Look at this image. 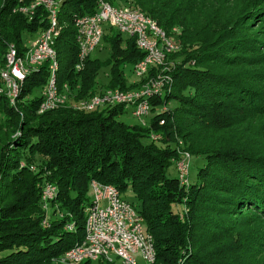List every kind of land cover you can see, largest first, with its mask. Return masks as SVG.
<instances>
[{"label": "trees", "instance_id": "1", "mask_svg": "<svg viewBox=\"0 0 264 264\" xmlns=\"http://www.w3.org/2000/svg\"><path fill=\"white\" fill-rule=\"evenodd\" d=\"M34 1L0 0V67L9 45L22 54L28 40L49 27L43 7L31 18L18 12ZM105 1L139 8L169 36L181 28L183 44L194 50L176 61L177 54L169 57L172 80L163 95L150 99L151 112L164 109L150 125L120 122L128 109L121 105L79 111L73 103L106 89H131L124 73L145 53L135 38L106 26L102 42L111 45L109 61L89 57L76 70L77 19L94 14L100 0L62 2L57 80L70 85L69 101L39 114L49 78L45 67L26 79L15 105L0 97V264H52L82 243L92 181L114 186L125 200L133 194L130 203L154 239L156 264H250L257 252L264 253V223L257 227L264 221V139L245 127L264 117V88L258 84L264 70L235 68L264 63V35L247 34L245 26L258 18L264 23V7H254L215 36L181 15L172 0ZM107 65L111 79L104 88L97 76ZM173 102L175 108L168 109ZM206 133L222 134L193 148L203 161L197 180L184 184L168 176L179 157L177 140L194 145ZM46 184L57 188L50 208L63 214L52 222L41 200Z\"/></svg>", "mask_w": 264, "mask_h": 264}, {"label": "built area", "instance_id": "2", "mask_svg": "<svg viewBox=\"0 0 264 264\" xmlns=\"http://www.w3.org/2000/svg\"><path fill=\"white\" fill-rule=\"evenodd\" d=\"M64 0H35L30 6L21 8L26 17L31 18L37 7H43L50 17L49 27L28 42L22 54L15 45H11L6 55L5 68L0 69V97L16 104L21 87L26 79L44 67L49 78L42 90V102L39 114L56 110L64 106L70 98V85H60L57 73L60 68L55 49L56 39L61 32L58 12ZM109 26L126 37L135 38L140 51L145 53L142 61L134 67L136 76L141 77L152 71L161 72V81L146 88L128 90L106 89L93 96L75 102L79 111L93 112L112 106H125L132 109V115L142 120L151 113L150 99L163 95L172 78L169 57L176 53L178 46L173 36H169L153 18L133 6L117 7L100 0L97 11L92 15L77 19V43L79 62L76 70H82L91 54L101 45L104 29ZM145 125V124H143ZM160 135L154 139L159 140ZM189 161L185 158L177 164L178 176L187 184L186 176ZM42 195L44 209L57 194V188L50 184ZM91 204L86 209L85 239L82 243L66 252L58 261L62 264H92L100 261L112 262L116 257L123 264H156L157 254L153 237L147 232L145 224L136 207L122 198L120 192L111 185L92 181ZM70 230L73 229L71 226Z\"/></svg>", "mask_w": 264, "mask_h": 264}, {"label": "rangeland", "instance_id": "3", "mask_svg": "<svg viewBox=\"0 0 264 264\" xmlns=\"http://www.w3.org/2000/svg\"><path fill=\"white\" fill-rule=\"evenodd\" d=\"M121 2H124L125 0H119ZM130 2L134 3L133 0H129ZM153 1V0H151ZM127 3V2H126ZM172 3L174 7L178 8V11L181 15L188 16V19L191 21L197 23L199 30L202 27L208 26L209 30L213 35H217L219 31L222 28L228 27L233 25L239 18L245 16V14L249 13L250 11H254L255 8H261L264 7V0H172ZM263 3V4H262ZM252 8V9H251ZM263 10V9H262ZM21 14L24 12L19 9ZM25 15V14H24ZM261 18L256 19V21L253 23L251 20L247 21V24L245 26H248L247 34L253 35H264V23ZM186 35L184 31L181 28H175L172 31V36L174 40H176V44L178 46V50L175 54H177L175 61L179 59V57H182V54H186L189 51L194 50V47L192 45H184L181 36ZM37 35H35L36 37ZM34 37V38H35ZM29 39L28 42H31ZM11 45H9L10 47ZM110 43L105 40L104 43L102 42L101 45L97 48L96 51H94L91 54V57L93 59H97L103 63H107L112 55V49L110 47ZM5 54V63H6V55L8 53V49ZM261 53H264V51H261ZM170 64L172 65L173 62L171 61ZM168 65L166 68H169L171 65ZM105 65V64H104ZM5 66V64L0 67L2 69ZM5 68V67H4ZM238 71H252L254 72H261L264 70V63L256 64L254 66H240L235 68ZM111 65L104 66L98 74V81L100 82V87H107L108 82L111 79ZM124 77L126 78V82L128 86L133 88H146L150 87L153 84H156L158 81H161L162 73L152 71L148 75H144L141 77H138L135 75L134 70L131 67L126 68V72L124 73ZM259 86L264 88V81L258 82ZM96 86V90H97ZM98 91V90H97ZM96 91V92H97ZM79 102V101H78ZM77 103V102H76ZM75 104V103H74ZM74 106V105H73ZM176 103H170L167 107L168 109L175 108ZM164 107L158 108L156 111L151 112L146 118L139 120L135 118L132 115V109L128 108L126 112L121 115L118 120L120 122H124L127 125H143L148 126L150 125L151 120L154 118V116L160 112H162ZM251 123L249 126H246L245 129L250 132H256L262 138L264 139V117L260 118H252ZM206 134H212V133H206ZM206 134L202 135L201 140H197L195 144L193 145V140H189L187 143L179 139L177 140V151L179 153V157L176 158V160L173 162V166L168 171V176L170 177H177L178 176V169L177 164L183 161L185 158L189 161L188 163V170L185 177H187L188 183L194 182L197 180V174L199 167L202 166V162L200 159L196 158L193 154V148L197 147L198 149H201L204 145H206V139L211 136L210 140L213 139L215 136L216 138L220 136L222 133H213L212 135L205 136ZM215 139V138H214ZM212 141V140H211ZM187 183V184H188ZM50 184H46L44 186V191L42 192V195H44L45 191L49 189L48 187ZM127 200L129 202H135V198L131 192H129L126 196ZM42 200V198H41ZM52 201V200H51ZM42 206L44 208V202L42 200ZM45 210V209H44ZM46 211V210H45ZM47 212V218L52 222L59 217H63V214H61L60 210L54 206L50 208V202L48 203V210ZM257 227L261 226L262 223H264L263 220H260L257 222ZM113 261H100L98 263L94 264H123L119 259L116 257H112ZM140 263L143 264V261L140 259ZM52 264H62L58 260L54 261ZM250 264H264V253L260 254V252L256 253L255 260H251Z\"/></svg>", "mask_w": 264, "mask_h": 264}]
</instances>
